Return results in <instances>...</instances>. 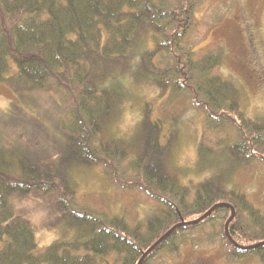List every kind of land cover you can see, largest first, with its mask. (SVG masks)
Returning <instances> with one entry per match:
<instances>
[{"label": "trees", "instance_id": "16d2710c", "mask_svg": "<svg viewBox=\"0 0 264 264\" xmlns=\"http://www.w3.org/2000/svg\"><path fill=\"white\" fill-rule=\"evenodd\" d=\"M204 2L0 0V84L22 105L56 94L65 115L53 160L33 161L0 141V264H161L204 246L264 264V206L231 179L264 165V120L249 118L239 88L214 73L221 48L195 52L190 34ZM144 85L202 116L196 182L183 183L174 163L177 122L156 117L149 103L130 139L112 132ZM75 165L100 168L109 184L145 195L153 213L131 224L78 207L60 175ZM28 196L48 201L67 239L38 251L33 227L12 204Z\"/></svg>", "mask_w": 264, "mask_h": 264}, {"label": "rangeland", "instance_id": "374dc122", "mask_svg": "<svg viewBox=\"0 0 264 264\" xmlns=\"http://www.w3.org/2000/svg\"><path fill=\"white\" fill-rule=\"evenodd\" d=\"M198 55L221 48L224 59L215 74L232 81L240 90L241 105L251 119L264 120V0H205L194 16L190 34ZM12 65V64H11ZM135 92V91H134ZM125 103L112 132L130 139L149 103L153 114L165 123L175 119L174 163L185 173L183 183L196 182L197 154L203 132V118L188 104L167 97L144 85ZM56 94L40 93L20 104L6 84H0V141L14 152L31 160L58 156L63 143L59 120L65 119ZM17 106H21L18 108ZM214 140L207 143L214 148ZM60 175L74 189L78 207H87L108 215L124 217L129 223L143 222L154 211L153 202L140 192L114 187L100 168L75 165ZM233 184L245 192L257 206H264V165H255L232 176ZM189 182V184H190ZM16 214L28 220L34 229L38 251L52 242L67 239V229L58 222V214L41 197L12 199ZM181 255L161 264H257L256 259L233 262L220 247L184 248Z\"/></svg>", "mask_w": 264, "mask_h": 264}, {"label": "water", "instance_id": "95a60500", "mask_svg": "<svg viewBox=\"0 0 264 264\" xmlns=\"http://www.w3.org/2000/svg\"><path fill=\"white\" fill-rule=\"evenodd\" d=\"M232 217V216H231Z\"/></svg>", "mask_w": 264, "mask_h": 264}]
</instances>
